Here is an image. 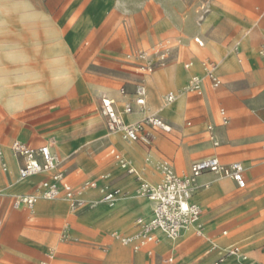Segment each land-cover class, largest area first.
<instances>
[{
    "label": "rangeland",
    "instance_id": "rangeland-1",
    "mask_svg": "<svg viewBox=\"0 0 264 264\" xmlns=\"http://www.w3.org/2000/svg\"><path fill=\"white\" fill-rule=\"evenodd\" d=\"M248 34L254 37L255 56H247L240 48L243 35L246 39ZM212 39L227 51L237 49L236 59L233 52H216V57L208 52ZM163 42L172 48L170 58L148 72L144 69L147 59L139 55L145 52L156 60L154 48ZM208 60L215 63L218 73L230 62L236 66L228 76L220 77L218 88L209 86L202 95L184 91L177 101L166 104L169 92L183 91L190 77L185 78V71H204L203 63ZM190 62L192 66L187 68ZM174 64L181 71L182 86L178 88L173 78L158 74L170 71ZM142 79L146 81L147 103L144 112H136L162 116L172 130L156 131L148 148L143 143L130 144L143 151L141 167L158 170V164L168 160L176 168L175 161L183 166L184 156H191L187 170L176 168L181 175L189 174L195 161L216 154L209 125L219 128L218 156L222 161L251 158L254 163H264V0H0V144L6 149L20 136L38 146L53 145L75 188L101 179L100 166L115 164L120 168L109 151L120 141V149L128 152L129 143L107 128L100 111L101 97L110 95L121 104L133 102ZM151 87L159 96L153 97ZM183 94L188 99L178 112ZM16 95L22 96L18 104L12 102ZM222 107L230 118L226 126H220ZM167 109L173 112L168 114ZM252 146L257 148L255 153ZM9 159L15 165L14 158ZM6 173L0 158V175ZM210 175L230 192L215 191L211 199L208 193L214 187L202 192L207 186L201 183L202 177L198 179L195 199L202 204L206 238L194 232L188 235L209 239L207 251L218 245L217 237L229 240L213 261L226 257L235 247L239 252L232 258H250L246 247L253 238L241 233L254 223H264V204L259 203L264 191L260 194L249 178L247 188L240 190L231 179ZM6 176L9 181L0 182L4 193L0 194V264H90L104 257L108 243H96L76 222L97 205L96 201L80 212L73 210L69 201L62 211L15 210L17 192L11 193L9 186L19 178L15 169ZM129 195L146 199L140 183ZM146 205L150 214L151 205ZM213 215L215 223L208 226L207 219ZM114 235L118 233L112 231L109 236L124 245ZM160 241L159 245L171 242L164 235ZM259 250L264 251V241ZM155 251L150 264H164L161 255L166 256V251Z\"/></svg>",
    "mask_w": 264,
    "mask_h": 264
},
{
    "label": "built area",
    "instance_id": "built-area-1",
    "mask_svg": "<svg viewBox=\"0 0 264 264\" xmlns=\"http://www.w3.org/2000/svg\"><path fill=\"white\" fill-rule=\"evenodd\" d=\"M200 46L204 42L197 39ZM172 48L168 43H160L154 48L153 55H157L156 60H152V55L145 52L140 53V57L147 59L145 70L153 72L158 66L165 65L169 58ZM192 63L186 65L191 67ZM205 75L193 74L187 81L184 91L202 95L204 92L205 82L209 81L214 88H218L222 81L216 73L215 63L205 61L203 63ZM146 81L142 79L137 85L134 93L133 102L125 103L122 110L117 106L116 99L103 95L101 97L100 111L105 117L107 128L114 132L120 133L122 138L127 142H141L150 146L153 141L151 131L170 132L172 126L158 115H148L144 119L133 124L125 121V116L133 114L136 111L144 112L147 100ZM125 94V89H121ZM176 99L174 93H168L165 97L166 104L172 103ZM136 107V108H135ZM222 125L229 123L227 111L220 109ZM210 139L215 145L219 144L215 135V127L208 126ZM9 152L18 161V178L31 179L39 175H47L42 179L32 193L19 194L14 197L13 207L16 209L26 208L34 210L38 200H58L65 199L70 202L71 207L76 212L86 210L94 206L95 201L88 200L82 195V190L88 187H94L96 182H87L82 189L73 187L67 181V172L63 167V161L52 150L51 145L45 144L34 146L30 142L22 139H14L8 149L0 144V158L2 159V168L9 172L10 165L6 154ZM116 161L120 167L126 169L128 173H136V169L130 164V161L120 153H114ZM150 161V158L147 159ZM162 178L158 183H150L142 180L140 183V192L153 203L152 215L150 218H139L138 229L130 235H114L120 238L125 245L131 246L134 251H140L149 248L151 245L160 242L161 235H165L170 240H176L183 236L184 233L194 230L197 234H204V226L201 222L202 206L194 201L195 190L197 189L198 179L206 173H214L223 178L233 180L239 189L247 187L246 167L241 161L224 163L218 157H207L195 161L189 174H179L168 160H163L158 164ZM102 200L113 206L118 200V191H106ZM239 248L235 247L227 251L226 256L235 253L238 254ZM149 253H152L149 250ZM244 261L247 256H239ZM214 264H219L222 261ZM169 264L174 263V257L170 256L165 259Z\"/></svg>",
    "mask_w": 264,
    "mask_h": 264
},
{
    "label": "crops",
    "instance_id": "crops-1",
    "mask_svg": "<svg viewBox=\"0 0 264 264\" xmlns=\"http://www.w3.org/2000/svg\"><path fill=\"white\" fill-rule=\"evenodd\" d=\"M253 38H254L253 35H251L249 38L245 39L244 35H243L242 42H241L242 44H241L240 48L247 56H255V54H256V47H255V44L253 42ZM210 45H211V48H208L207 51L212 53L215 57H216V52H220L222 54H228L230 52H233L232 55L234 56V58L236 59V57H237V52H236L237 49L227 51L215 39H212L210 41ZM199 59H200V57L196 55L195 56L196 62H199ZM171 66H173V67H171L170 71H159L158 74L160 77L173 78L175 86L177 88L181 87L182 83L179 82L180 73H181V71H179L180 67H179V65H176V64L171 65ZM235 66H236V64H233L230 62L226 66L225 71H221L219 73V76L220 77L221 76H228L231 73L230 70L235 68ZM185 72H186L185 78L187 77V75H190V77H191L193 74H200V75L202 74L203 75L204 73H206L205 71H197L198 73H190L189 71H185ZM257 79H260V77L258 76ZM184 81H185V79H184ZM209 86L212 87L211 83L209 81H206L204 90L208 91V89L210 88ZM212 88H214V87H212ZM214 89H216V88H214ZM152 93H153V97H154V95L159 96L158 91L154 90L153 88H152ZM189 94H194V93H189ZM194 95H197V94H194ZM208 95L210 96L209 93H208ZM108 96H110V95H108ZM110 97H112V96H110ZM187 99H188L187 95H185L181 99V105L178 106V112H179V109L181 110L184 107ZM124 105L125 104H121L120 101H117V106L120 110L123 109ZM222 108H224V107H222ZM222 108H220V109H222ZM146 116H148V115L145 113L143 114V113L135 112L133 114L126 115L125 121L127 123L137 122V121L144 119ZM166 116H168V115H166ZM219 116H220V110H219ZM159 117H161L163 120H165L167 123H169L171 125V123L169 121H167L166 118H164L162 116H159ZM103 118L105 119L104 116H103ZM220 120H221V116H220ZM229 121H230V118H229ZM105 123H106V120H105ZM189 124H191V123L189 122ZM228 124H226V125H228ZM226 125H222V121H221L220 126H226ZM214 127H215V135L217 137V140L220 141L219 128H218V126H214ZM207 131H208V129H207ZM151 132H152L153 137H154V133L156 131L153 130ZM227 132L228 131L223 130L224 134H227ZM208 134H209V139H210L209 131H208ZM14 139H22V140L30 142L34 146H38V145L34 144L33 142H31L26 137L18 136V137L13 138L12 141ZM122 140L124 141L125 144L129 143V144H127L129 146L126 147L128 152H125L122 149H120L119 144H122V143L120 141H117L116 146H111L109 154L112 155L113 157H114V153H116V152L122 154L123 156L125 155L124 157L130 161V164L134 168H136V169L142 168V171L138 173L136 170V173L130 174L127 172L126 169H123L122 167H120L121 168L120 169L115 164H109V165H106L103 167L100 166L98 169H99V171L100 170L102 171L103 177L101 179L96 180V185L94 187H88V188H84L82 190L83 197H85L88 200L96 201L97 205L94 208H92V209L86 211L84 214H82L76 222L82 226L84 232L88 236H90L96 243H108V250H107L106 254L104 255V257L101 259L98 258L97 260L94 259L93 261H90V264H150L152 261V256L156 252L155 251L156 248L158 251L159 250L160 251L161 250L166 251V253H167L166 256L161 255L164 264H169V263L165 262V259L170 257V256L174 257V263L173 264H176V259L178 256H179V258H178L179 264H214L215 262H217L221 258H223V257L218 256L213 261V259L216 257V255L218 253V249L220 247L226 245L229 240L224 239L222 237H217L216 240L218 242V245L214 246L209 251H207L209 244H211V241L209 239L206 240V239H201L199 237L191 238V235H188V233L194 232L197 236L206 238L205 227H204V234L203 235H199L194 230H190V231H187L186 233H184L183 236L178 238L179 240L178 239L176 241L170 240L171 242H166L165 244L159 245L161 242L160 241L159 243H155V244L151 245L149 248H144V249L140 250V252L134 251V249L129 245H125V244L121 245L120 243H118V241L111 239V237L109 235L112 231H115L118 234L119 233H122V234L126 233L128 235L133 234L134 232H136V229H135V231L133 230L134 222L136 219L141 218V217L147 219V218L151 217L152 210H153V203L146 197H145L146 199H142V198H139L137 196H130L129 194L136 189L137 183H141L142 180H146L150 183H158L161 181V178H162L160 171H158L155 167H150L149 165H144V167L143 166L141 167L143 151H142V149H140L136 146L130 145L132 143H141V142H127L123 138H122ZM210 141H211V139H210ZM211 142H212L213 146L216 148L215 149L216 154L210 155L208 157H212V156L218 157L222 161V159L218 156L220 154V150L218 149L220 142L218 145H215L213 141H211ZM10 143L6 146V149H8V146L10 145ZM146 146L147 145H145V147ZM51 147H52V150L58 155V153L54 150L53 145H51ZM148 147L149 146H147V148ZM252 151H253V153H255L257 151V148L255 146H252ZM6 157H7V160L9 162V165H10L9 173H6V175L11 174L12 171L15 169L17 172V177H18V168H19L18 161L9 152H7ZM9 158H14V160L16 162L15 165H13L11 163ZM205 158H207V157H205ZM191 161H192L191 156H189V157L184 156L183 166L176 165V161H175L174 165L176 166V168L178 170H181V169L187 170L189 168V164ZM235 161H240V160H234L232 162H235ZM222 162H224V161H222ZM241 162L242 163L246 162V164H247V166H246L248 169V171H246L247 184H248V178L254 180V183L257 184L258 192L260 194H262V192L264 191V163H261V164L254 163L253 159H251V158H247V159H245V161H241ZM224 163H231V162H224ZM176 168H175V170H176ZM64 169H65V167H64ZM124 171L127 172L128 175H124L123 174ZM148 171H151V173H149ZM210 174H212V173H206V174L201 176L203 178L201 183H205V185L207 186L202 192H205L208 187L209 188L214 187V190L210 191L208 193V195L211 197V199H212V194L215 191L220 192V193H222V191H223V193L228 194L230 192L228 186L224 185L222 183H219L215 179L212 180V176ZM6 175H0V182L9 181L8 177ZM133 175H135L136 177H134ZM155 176H156V178H155ZM46 177H47V175H44V174L33 177V178L29 179V180L33 181L30 183L19 182V180H16L15 182H13L9 186V191L11 193L17 192L16 195L25 194V193H32L35 191L36 185L42 179H44ZM67 181L72 185L71 181L68 178V174H67ZM231 181H233V180H231ZM215 183H218L217 187L214 186ZM234 184L237 187L235 182H234ZM217 189H219V190H217ZM109 190H117L118 191V200L113 206H110L109 204H107L106 202H104L102 200L104 192L109 191ZM240 190H244V189H240ZM202 192H200V193H202ZM0 194H4V193L2 191H0ZM195 197L196 196L194 195V198H193L194 201L198 202L202 206L201 202L199 200L195 199ZM211 199L209 201V204L211 202ZM147 202H149L151 205L150 214H149L148 209H147V205H146ZM259 203L261 205L264 204V194L261 195V199L259 200ZM67 204H68V201L65 199H58V200H53V201L42 199L36 204V206H35L36 209L34 208V210H36V211L38 210V211H42V212H44V211H62L66 208ZM14 209L15 210H29L26 208H21V209L14 208ZM226 215L227 214H223L222 216L225 217ZM207 222L209 224L208 226H213L212 224L215 223L214 215L211 216L210 218H208ZM59 223H60V221H57V226ZM54 233H56V231H54ZM224 234H227V231H225ZM161 236H163V235H161ZM241 236H250L251 238H253L250 245H248L246 247L247 252H249L251 254L250 258H248V256H247V260L240 261L239 260L240 258L239 259L232 258L231 255H228V256L224 257L219 264H264V251L259 250V248L261 247V243L264 241V223H254L253 225H251L249 227V229L246 232L241 233ZM149 250H151L152 253H149ZM178 252H179V254H178Z\"/></svg>",
    "mask_w": 264,
    "mask_h": 264
},
{
    "label": "bare ground",
    "instance_id": "bare-ground-1",
    "mask_svg": "<svg viewBox=\"0 0 264 264\" xmlns=\"http://www.w3.org/2000/svg\"><path fill=\"white\" fill-rule=\"evenodd\" d=\"M252 34H248L247 36H246V38H249L250 36H251ZM192 66V65H191ZM203 68H204V66H203ZM217 68V67H216ZM216 68H215V70H216ZM204 71H206L205 70V68H204ZM216 73L219 75V73H218V71H216ZM183 76H184V74H182ZM202 75V74H201ZM205 75V73L202 75V76H204ZM179 92V93H178ZM176 91V93H175V91H171V92H169V93H174L175 95H176V99L172 102V103H174L175 101H177L178 99H179V96H180V94H182V93H184V89H183V91ZM183 95H185V94H183ZM21 99H22V96H20V95H16L15 96V98H14V100H12V102L14 103V104H18V103H20L21 102ZM180 102V105H181V100L179 101ZM172 103H170V104H172ZM180 110V109H179ZM164 111V110H163ZM177 111H178V109H177ZM171 112H173V110L172 109H167L166 110V113H168V114H170ZM175 113V112H174ZM176 114V113H175ZM125 156V155H124ZM132 166V165H131ZM245 166V165H244ZM133 167V166H132ZM134 168V167H133ZM136 169V168H135ZM137 170V172L139 173V169L137 168L136 169ZM19 181H25V180H28V179H18ZM218 186V183L215 185V187H217ZM220 188V187H219ZM226 188V187H225ZM217 190H219V189H217ZM221 190V189H220ZM222 193H223V191H222ZM201 199H204V197H202ZM165 236V235H164ZM167 238V237H166ZM168 239V238H167ZM166 242V241H165ZM139 252V251H138ZM232 254H235V253H232ZM232 254H229V255H232ZM238 255V254H237ZM240 258V257H239Z\"/></svg>",
    "mask_w": 264,
    "mask_h": 264
}]
</instances>
